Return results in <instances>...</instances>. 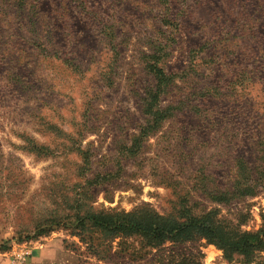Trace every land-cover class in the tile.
<instances>
[{"label": "rangeland", "instance_id": "obj_1", "mask_svg": "<svg viewBox=\"0 0 264 264\" xmlns=\"http://www.w3.org/2000/svg\"><path fill=\"white\" fill-rule=\"evenodd\" d=\"M148 63L169 75L159 104L170 115L129 156L157 86ZM259 138L264 0H0V264H152L171 249L240 264L205 240L163 251L96 234L93 248L62 227L42 236L36 227L75 188L81 143L91 174L121 173L92 189L95 210L163 212L162 177L188 187L192 174L216 173L224 186L238 156L258 164ZM220 211L259 229L264 189Z\"/></svg>", "mask_w": 264, "mask_h": 264}, {"label": "trees", "instance_id": "obj_2", "mask_svg": "<svg viewBox=\"0 0 264 264\" xmlns=\"http://www.w3.org/2000/svg\"><path fill=\"white\" fill-rule=\"evenodd\" d=\"M147 67L155 75L157 86L148 93L143 109L150 117L148 123L141 127L131 145H125L129 156L140 153L145 141L161 128L170 115V108L160 107L159 104L164 92L162 86L167 83L169 75L152 63H148ZM255 144L258 164L253 165L245 156H238L228 171L224 186L219 185L216 173L192 174V183L188 187L175 178L162 177L170 188V207L159 212L147 203L127 212L95 210L93 200L88 202L92 189L109 184L121 173L97 171L91 174L92 152L81 143L77 147L81 162L77 164L75 188L57 203L56 214L36 227V235H47L55 227H62L89 242L93 248L96 234L109 240L140 236L145 246L163 251L168 243H171V249L174 245L205 240L207 244L222 250L224 258L230 262L237 260L240 264H264V226L256 230L243 229L244 221L240 217L225 215L220 211L235 200L254 196L264 189V139H257ZM205 201L213 206H207ZM170 252L169 258L160 254L152 264H198L196 255L188 256L174 249Z\"/></svg>", "mask_w": 264, "mask_h": 264}]
</instances>
